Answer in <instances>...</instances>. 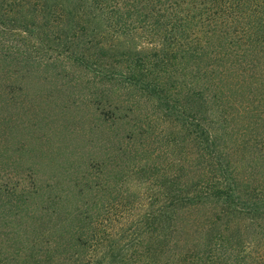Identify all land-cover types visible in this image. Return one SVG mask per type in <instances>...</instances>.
<instances>
[{
    "label": "rangeland",
    "instance_id": "1",
    "mask_svg": "<svg viewBox=\"0 0 264 264\" xmlns=\"http://www.w3.org/2000/svg\"><path fill=\"white\" fill-rule=\"evenodd\" d=\"M244 1L221 23L200 7L223 0H0L1 263L264 264V10ZM138 56L156 68L127 78Z\"/></svg>",
    "mask_w": 264,
    "mask_h": 264
},
{
    "label": "trees",
    "instance_id": "2",
    "mask_svg": "<svg viewBox=\"0 0 264 264\" xmlns=\"http://www.w3.org/2000/svg\"><path fill=\"white\" fill-rule=\"evenodd\" d=\"M94 1V4H93V7L97 6L98 8L100 9H103L104 8V3H102L104 0H93ZM217 1V0H215ZM245 1L244 0H223V2H221L220 4H216V6H208L206 8V5H204V9L203 7H200V14L202 13H205V20H215L216 22H221L223 23V21L225 20V18L227 17H230V16H234L233 15V12L236 11V9L240 11H242L240 8H241V5L244 3ZM254 4H247L246 8H254L253 11L256 13V14H260L261 10H264V0H256L255 2H253ZM187 20V19H186ZM182 24H184V22L182 21L181 22ZM176 24V25H175ZM171 27L173 29H175L176 31H181L183 34L187 31V26H184V27H179L177 26V22H173L171 24ZM248 29V28H247ZM247 29H243V33H242V36H246L248 34L247 32ZM237 31V30H235ZM249 33H250V30H249ZM251 34V33H250ZM246 39L248 41H250L251 39L249 37H246ZM192 40V39H191ZM191 40H188L187 42H184L183 45H178L177 47L181 48L183 51H188V47L192 46L191 48H193V45H190L191 44ZM190 45V46H189ZM173 49V48H172ZM168 58H171L173 56L167 54ZM167 58V59H168ZM144 58H142L141 56L139 57L138 56V60L134 59L133 63L131 65L128 66V72L126 74V77L129 78L130 76H142V75H146L147 76V73H151L153 71V69L156 68V63L154 62H149L148 66H145L144 64V61H143ZM136 61V62H135ZM134 66L137 68V70L134 68ZM149 67V68H148ZM149 69V70H148ZM148 71H151V72H148ZM150 85H152L153 87H155V94L157 97H161L162 96V90L163 88L162 87H159V86H156L155 82L152 81L150 83ZM187 125H198V123H194L192 121H187L186 122ZM185 125V123H184ZM214 133H211L210 134V129H201L200 133H199V136H200V148L201 150H205L206 152L204 154H208V151L211 150V148H213V145H216V141H215V137L213 136ZM211 152H209L210 154ZM177 178L176 176L174 177V179ZM166 181H169V183L172 185L174 184L175 182L177 181H173V180H165L164 181V185L166 183ZM215 185H214V188L212 190V195H220V194H225L226 196H231L234 191H235V188L237 189L238 186H234L233 188L230 187L229 184H227L225 186L224 189L220 188L219 187V181H214ZM194 187V189H192ZM177 190L176 191L177 193L180 192L178 194V198L181 200V199H186V200H195V198H199V197H207L209 194L205 193V194H202L201 190L196 186V182L195 184L192 185H188V184H183V185H179L177 187ZM190 190H193V192L191 193ZM199 190V191H198ZM206 192V190H205ZM160 195L162 196V199H164L166 197V193L167 191L164 189V190H161L160 192ZM247 195V199L250 198V193L248 194H245ZM255 195V194H254ZM161 197H158V199H160ZM115 202L111 203V205L113 206ZM109 204V203H108ZM106 205V206H111L110 204L109 205ZM173 206V205H172ZM112 208V207H111ZM132 209L131 211L129 212V215H132ZM153 214L152 210L150 211H147L144 216H146L145 218L143 219H140V221L137 223L133 218H130L128 217V219H131L132 220V223L129 224V226H125V223H126V220L127 218L125 219V221L122 223V222H119L117 223V225L115 224V229L113 230V232H126V229L125 228H128V229H131L129 232H144L147 230V232L149 231V221L147 220V216ZM109 215H110V211L108 210V212L105 214V215H102L101 217L104 216L103 220H102V224L103 223H107V221L110 219L113 223L114 221L109 218ZM116 214H114V217H115ZM118 215V220L119 221L121 218H123V213L122 212H118L117 213ZM145 224L148 226V227H145ZM106 228L107 226H103L102 225V228L100 230V232H94V239L95 240V243L96 245H94L96 248H93L94 251L97 250V243H99L100 241L102 242V239L104 238H107L105 236H107L108 234H104L102 235L104 232H106ZM102 235V236H100ZM132 236V235H131ZM16 240L19 241L21 244H23L22 247H25V243L26 244H29V242H32L31 239L27 236V233L25 232H22L20 235L16 236ZM139 237V235H137V238ZM35 240V239H34ZM133 245V243H131V246ZM130 248V247H129ZM136 248H134V250H131L129 253H127L125 255L124 258H133L134 257V254L137 253L135 252ZM36 253V252H35ZM27 254V252L24 253V256ZM28 255V254H27ZM26 255V256H27ZM1 256L2 257H6V258H9V255L4 252L1 253ZM0 256V264H6V263H1L3 262V259L2 257ZM25 256V257H26ZM34 257V256H33ZM71 260V259H70ZM127 260V259H126ZM131 260L132 262H134V259H129ZM73 263L74 264H95V253H90L88 254V257L85 258V263L81 261V259H72Z\"/></svg>",
    "mask_w": 264,
    "mask_h": 264
}]
</instances>
